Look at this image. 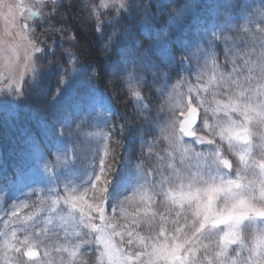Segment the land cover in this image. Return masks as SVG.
Returning a JSON list of instances; mask_svg holds the SVG:
<instances>
[{
	"label": "snow or ice",
	"instance_id": "obj_1",
	"mask_svg": "<svg viewBox=\"0 0 264 264\" xmlns=\"http://www.w3.org/2000/svg\"><path fill=\"white\" fill-rule=\"evenodd\" d=\"M250 2L251 0H243L239 13L228 15L219 22L215 18L204 21L197 29L195 39H180L170 28L163 29L165 37L161 38L159 36L161 29L157 23L153 22L154 14L137 13L140 16L137 22L140 34L146 40H153L149 48L137 53L134 49L142 48V43L134 40L131 27L125 29L122 40L117 27L124 21L133 19L125 0H97L88 11L90 27L84 30L83 25L78 23L73 28L71 18H65L61 22L63 27L58 29V41L48 48L42 45L36 48V58L44 55L55 56L57 46L64 49L60 61L56 64L49 62L47 71L41 72L56 78V88L46 98L50 108L60 111L61 97L69 85L74 83L81 90L78 95L71 98L72 102L68 111L73 119L69 121L64 118L56 122L57 147L53 150L57 152L59 161L61 156L65 158L61 162L63 165L61 171L57 173L53 168L49 173L47 166L51 163L49 156L52 150L44 153L37 148L29 159V167L21 168L16 173V179L19 181L32 172H39L49 177V182L43 185L37 179L24 201L33 199L39 190L51 197L53 210L62 201L69 205L71 209L69 215H72L77 223L82 224L84 229H91V233L88 231L75 233L78 243L70 253L72 259L68 264H77L78 255L81 257L79 264H82L84 257H90L96 251L94 246L100 245V241L97 240L96 234L98 226L93 223L92 213L86 206L89 192L76 187L79 177L73 174L80 160V154L75 148L72 155L68 154L64 128L65 126H84L94 118V115H100L96 112V106L101 98L105 97V93L99 87L93 86L90 79H85V74L89 72L92 77L99 75L95 64L91 62V53L88 52L89 62L82 63L79 56L72 52V48H78L82 40L91 42L87 33H91L96 38L102 50L111 52L112 48L116 47L118 59L115 63L111 57H101L109 83L113 79L118 80L125 97H129L130 92L129 98L143 99L147 81L144 75L137 74V65L154 80L163 79V88L167 91L173 83V77L181 78L185 72L191 75L193 72L191 64L194 59L204 60L206 67L208 60L205 58L208 57L211 59L212 68L218 70L214 49L227 45L232 40L229 33L233 31V28L229 25H235V32H243L244 37L255 35L257 30L261 37H264V0H258L261 5L260 14L255 19H252L247 11ZM223 6L234 7L231 0H223ZM161 15H163L162 9ZM169 25L177 27L171 19ZM65 36L70 47L64 46ZM260 47L264 49V41L261 42ZM85 51L87 50L81 49V53ZM177 51L180 52L178 60ZM155 52L163 53L160 63L152 59ZM230 53L232 50L226 49L225 56L228 57ZM232 54L235 56V53ZM243 55L248 56L249 53ZM230 63V71L218 70L219 80L213 76L208 81L209 85H217V90L213 92L215 104L212 109L213 115L223 113V117L217 119L215 124L209 123L207 109L203 117L199 116L200 108L193 103L191 97L193 91L197 93L201 89L204 92L208 91V87L203 83L199 88L193 86L188 89L189 98L186 102L181 97L180 101L170 107L165 128L171 134L170 139L173 141L170 145L171 151L168 153L172 161L168 164L170 171L157 165L151 169L153 175L149 180L147 170L141 175L138 169L128 167L130 158L124 154H120V163H115L114 147L109 149L108 145H105L102 154L97 149L93 157L95 163L92 165V175L87 183L94 185L95 190L104 197L102 207L105 212L106 209L113 210L115 205L125 217L129 215L123 207L125 203L135 199V196L129 197L134 187L130 189L125 182L129 172L135 184L144 180L151 189L150 192H144L140 196L141 203L147 207L134 211L131 214L133 217L131 224L125 229L127 236L130 237L127 244L136 246L135 254L133 251L125 252L122 247L125 231L111 233V236L120 237L121 245L118 246L114 240L113 244L121 254V264H136L137 261L139 264H264V250L248 240V235L251 233L264 239V227L257 224L258 220H264V132L260 133L261 143L256 150L254 146L256 132L253 130L254 128L257 131L264 129V86L260 88L249 86L245 89L244 83L247 82L248 77H245L242 83L239 75L247 68L248 60L244 59L243 63L238 65L237 60L233 58ZM41 73L33 70L31 77V87L37 94H42ZM202 75V72H197L198 81L202 79ZM184 79L187 80V77ZM24 83L25 81L14 82L9 88L3 89L0 95L12 93L11 96H19V99L14 100L23 99ZM130 83L135 84L131 90L125 87ZM234 89L238 91H233ZM217 94L222 95L223 98L217 99ZM107 101L110 103L111 98ZM200 104L203 105L204 101H200ZM103 106L101 104V107ZM105 111L114 118L109 108H105ZM144 111H151L149 104L144 105ZM254 120L256 124H253ZM186 137L191 138V143L185 141ZM107 138L113 141L114 145L123 143V153L128 154L131 152L132 143L138 142L141 159L154 155L152 149L157 140L154 129L151 131L141 129L125 120L110 127ZM145 148L148 149L147 155H145ZM177 151L181 154L180 164L186 163L185 158L197 162L195 170L190 166L183 169L175 166L174 154ZM155 155L161 160L164 159L158 153ZM234 160L237 161L235 165ZM257 168L259 169L258 178ZM230 173L235 175V179L231 178ZM257 185L258 197L255 194ZM141 188L143 189L144 185H141ZM9 194L10 189L0 191V199L4 200ZM158 201L163 202L164 211L162 213L152 211L149 215V208L155 206ZM27 207L29 204L26 202L18 206L19 209ZM99 210L97 207V211ZM77 211L78 216L75 215ZM140 213H144L146 219L144 216L137 219ZM11 215L17 216V210H13ZM27 219L31 220L33 217L28 216ZM104 219L107 227H117L115 216L111 218L105 216ZM153 220L156 221L154 234L143 236L135 232L132 227L135 225L138 228L143 222L151 228ZM12 235L14 240L19 241V247L13 245L11 248L13 252L19 253L22 258L39 256L37 249L42 243L37 239L39 237L25 234L20 239L16 232ZM44 255H48L47 251ZM99 255L100 264H103L101 251ZM24 262L26 264L25 260Z\"/></svg>",
	"mask_w": 264,
	"mask_h": 264
},
{
	"label": "rangeland",
	"instance_id": "obj_2",
	"mask_svg": "<svg viewBox=\"0 0 264 264\" xmlns=\"http://www.w3.org/2000/svg\"><path fill=\"white\" fill-rule=\"evenodd\" d=\"M187 1L188 0H183L184 4L181 6L182 8L180 10L173 9L171 8L172 4H168V7L163 8V15H161V8L159 9L157 7L161 3L160 0H125V3L129 7L131 15L133 7H137L138 9L139 7H144V10L142 9L139 13L148 12L154 14V23L158 24L159 21L161 24L164 23L165 26L162 24L159 27L161 29L159 32L161 38L165 37L163 31L164 28H170V30L180 38L182 29L188 27L195 30L194 34L196 36L197 29L204 21L215 18L217 22H219L228 15L239 13L243 3V0H231V4L234 5V7L225 8L223 6V0H199V3L198 0H196L194 4ZM96 2L97 0H0V92H2L3 89L9 88L14 82L22 83L25 81L23 99L18 101L14 100L19 99V96H11L12 93H8V95H0V133L8 132L7 128L14 126L22 117H27V121L31 119L35 122L34 124H30L32 131L23 141L20 142V145L15 144L11 147L12 156L14 158L12 164L15 166L14 170L10 168L11 165L5 166L2 164V166H0V168H3L0 170V175H2L7 168L9 171L7 176L10 178L7 184L0 186V191L10 189V194L4 200L0 199V264H25L24 260L26 261V264H41V260H43L44 264H52L56 252L66 253L67 257L72 259L70 253L75 244L78 243V238L75 233L82 231H88L91 233V229H84L82 224L77 223L76 219L72 215H69V212L71 211L69 205H66L61 201V203L56 206L55 210H53L51 207V197L44 195V193L39 190L33 199L24 201L26 195L31 192L33 183L37 179H39L41 185H43L49 182V177L43 176V174L39 172H32L17 181L16 173L21 168L18 155L23 154V168H27L29 167V159L37 148L44 153H48L52 150L49 156L51 163L47 166L49 173L52 172L53 168L54 171L58 173L63 167L61 162L65 158L61 156L59 161L57 159V152L53 150L57 147V137L55 135L56 122L64 118H67L69 121L73 119V116L68 109L71 106V98L78 95L81 89L78 86H75L74 83L65 88L64 95L61 97L59 112L49 107L47 99H43L37 103V99L41 100L43 97H39V94H37L35 89L31 87L33 70L37 73L47 71L50 60H53L55 64L58 63L60 61L59 53L60 56H62L64 51H62L61 48L58 50L59 46H57L55 56L44 55L41 58H36L35 51L36 48L41 45L48 48L51 47L55 41H58L59 32L58 29L55 28V18H53L56 17L57 10L60 11L61 8H66L68 10V8L73 7L79 11V13H88L90 6ZM43 3H47V8L49 9L50 17L48 19H43L40 15L41 12L39 11V5ZM148 4H154V8H152L153 10L151 12L147 9ZM260 7L261 5H259L258 0H251L248 4L247 11L252 19H255V17L260 14ZM214 11L215 16L213 17ZM184 14L186 20L184 19ZM139 19L140 16L135 20H126L122 25L117 26L121 34V40L125 29L131 27L133 36L144 41V37L140 34V30L137 26ZM170 19L174 22V25L178 27V31L177 27L169 25ZM88 22L90 27L91 21L89 19ZM229 27L233 28V31L229 33V35L232 36V40L229 41L227 45H222L214 49L218 70L222 72L230 71V62L233 58L237 60L238 65L242 64L244 59H247V68L239 75V79L242 83H244L245 77H248L247 82L244 83L245 89L249 86L253 88L264 86V49L260 47L261 42L264 41V37H261L258 30L255 35L244 37L243 32H235V25H229ZM249 27L251 28V25H249ZM155 35L156 33L154 32L153 36L155 37ZM242 37L244 38L242 39ZM152 43L153 40H147L146 49L149 48ZM94 44L97 45V49L104 57H111L114 63L117 61V48V58H115L113 48L111 52H107L101 49L97 41L92 43V45ZM202 47H206V45H202ZM226 49H231L232 53H235V56L230 53L229 56L226 57ZM244 53H249V55L244 56ZM162 55L163 53L155 52L153 53L152 59L156 63H160ZM176 56L178 60L180 56L179 51L176 52ZM205 59L208 60L206 67L204 60L197 61L194 59L191 64L193 69L191 75L187 72L183 74L182 78L184 79V77H187V80L184 79L185 81H181L179 78L173 77V83L169 86L167 91L163 88V79L157 78L154 80L151 75L144 73L141 67L137 65V74L144 75L147 81L144 86V98L139 100L136 98H129L130 92L129 97H125L118 80L113 79L112 82L109 83V77L105 75V65H95L96 71H100L98 77H92L90 72L85 74V79H90L93 86H101V84H99L100 78L105 81L104 84L107 88V91H103L105 97L101 98L100 103L96 106V112L100 113V115H94V118L84 126H65L64 132L68 154L72 155L74 148L80 154V160L76 165V171L73 173L75 176L79 177L76 181V187H81L82 191L89 192V199L86 202V206L92 213V217L94 218L93 223H96L98 226L96 228V234L97 240L100 241V245L94 246V248H96V264H100V251L103 254V264H121V254L113 244L114 240L116 244L120 246V237L111 236V233L115 231H125L126 226L131 224L133 218L131 214L137 209L147 207L144 203H141L140 196L144 192L151 191L150 187L144 180H140L135 184V181L131 180V174L129 172L126 176L125 182L128 183L130 189L134 187L133 192L129 193V197L135 196V199L123 205L129 214L125 217L115 205H113V210L106 209L105 212L102 207L100 193L95 190L94 185H89L87 183L89 177L92 175V165L95 163L93 157L95 156L97 149H99L102 154L105 145H108L109 147L110 141L107 138L108 130L112 127L114 121L120 118V112L113 104V97L117 99V96L121 95L118 98L120 99L119 103L124 106L122 109L126 113L122 120L141 129L149 131L152 129L155 130L157 140L152 149L154 155L147 159L140 158L138 142L132 143L130 154L123 153V143L111 146V148H115V155H117L116 160L120 157V154H124L126 157L130 158L128 167L138 169L141 175L147 170L150 180L153 175L151 172L153 166L150 164V160H158L161 162L160 166H162L163 169H168V164L172 163L169 159L168 153L171 151L170 145L173 141L170 139L171 134L165 130L166 120L168 118L170 107L173 104L180 101L181 97H183L185 102L188 100V89L190 87L195 86L199 88L201 83L208 87L207 92H204L203 89H201L199 93L196 91L191 93L193 103L200 108L202 117L205 115V109H207V116L209 123L211 124H215L217 119L223 117V113L213 115L212 109L215 107V104L213 103V92L217 90V85L208 84L209 78L213 76L219 80L218 70L212 68L210 58L206 57ZM99 60L100 58L97 56V61ZM197 72L203 73L202 79L199 81L197 80ZM49 77L51 76L41 73L42 89L46 90ZM5 81H7V83H5ZM49 85L51 87L56 86V78L51 77ZM125 87L131 90L135 87V84L130 83ZM233 91H238V89H234ZM108 98H111L110 103L107 101ZM216 98L222 99L223 96L217 94ZM152 101H154L158 108L153 107L155 104H153ZM200 101H204V104L201 105ZM101 104L104 106L101 107ZM145 104L150 105V112L144 111ZM105 108L111 110V114H114V118L113 115H110L105 111ZM105 117L107 119H105ZM45 122H47V124H45ZM253 124H256L255 120L253 121ZM253 130L256 132L254 146L256 150H258L261 143L260 133L264 132V129L257 131L254 128ZM149 140H151V137H149ZM186 142L191 143V141ZM61 150L63 152L62 145ZM147 151L148 149L145 148V155H147ZM156 153H158L160 157L167 156V158L161 160L155 155ZM174 155L176 157L175 166L177 168L183 169L190 166L195 170L197 164L195 160L185 158L186 163L182 165L180 164V152L177 151ZM2 156L3 150L0 146V163L2 162ZM233 162L235 165L237 161L234 160ZM168 171H170V169H168ZM256 172L258 178V168ZM230 175L231 178L235 179L234 174L230 173ZM52 182L54 183L55 181L53 180ZM141 185H144L143 189L141 188ZM61 187H63V185H61ZM255 194L257 197L259 196L258 185ZM25 202L29 204V207L19 209L18 206ZM97 207H99V211H97ZM13 210H17V216L11 215ZM152 211L162 213L164 211L163 202L158 201L155 206L149 208L148 214L150 215ZM75 215L78 216V211ZM28 216H32L33 219H27ZM105 216L108 218L115 216L117 218V227H107V222L104 219ZM141 216H144L146 219L144 213H140L136 218L140 219ZM61 217H63V219H61ZM49 220L51 221L50 223L48 222ZM257 224L264 227V221L258 220ZM132 227L135 229V232L147 236L150 233H155L156 221H152L151 228L143 222L138 228L135 225ZM13 232H16L17 237L20 239H22L25 234L39 237L37 239L42 241V243L39 244L37 249L39 256H37L36 259L30 261L26 256L22 258L19 253H15L11 250L13 245L19 247V241L13 239ZM128 239H130V237L127 236L125 231L122 247L125 252L133 251V254H135V251H137L136 246L135 244L128 245ZM248 240L261 250H264V239H261L257 234H249ZM205 243H208V241H205ZM23 251L26 252L27 250L23 249ZM45 251L48 253L47 256L44 255ZM77 251L79 252V250ZM136 264H139V262L137 261Z\"/></svg>",
	"mask_w": 264,
	"mask_h": 264
},
{
	"label": "trees",
	"instance_id": "obj_3",
	"mask_svg": "<svg viewBox=\"0 0 264 264\" xmlns=\"http://www.w3.org/2000/svg\"><path fill=\"white\" fill-rule=\"evenodd\" d=\"M163 2L165 3L164 7H168V4L171 3L172 6L174 5V6H177V8H180L181 7L180 3L182 2V0H163ZM60 11L57 10L56 17H55V28L56 29H60L63 27L61 22L65 18H71V26L73 28H75L78 23L83 25L84 30H86L89 27V22H88V17H87L88 13H85V12L79 13V11H77L73 7L68 8V10L66 8H61ZM43 15H44V19H46V18L48 19L50 17L49 9L47 8V4L43 10ZM162 24L160 21L158 22V26H161ZM182 32H183V30H182ZM87 35L91 38L90 39L91 42H89L88 40H85V41L82 40L80 43V46L78 48H72V52H74L75 54L76 53L78 54V56L81 58V59L80 58L79 59L82 63H88L89 62L88 52H90L92 63H94L95 65H104V61L101 59V57H104V56L97 49V45H95L96 43L94 44L95 46L92 45V43H94V41H96V38L94 36H92L91 33H87ZM134 40H139V39L134 38ZM83 42H84V44H83ZM146 42H147V40L144 39V41H142V48L134 49V51L139 52L143 49H146V46H147ZM64 46L70 47L69 41L67 40L66 36L64 38ZM60 48L61 47H59L58 50H60ZM92 48H94V49H92ZM61 49H62V51H64L63 48H61ZM81 49H86L87 51L80 54ZM113 53H114V50H113ZM97 56L100 58L99 61H97ZM60 58H61V56L59 53V59ZM50 62L52 64H55L53 60H50ZM97 72L100 74V71H97ZM51 77H54V76H51ZM51 77H49V79L47 80L48 86H47L46 90L41 88L42 94H39V97H43V98L41 100L37 99V103H39L43 99H46L47 95H50L52 93V91L56 88V86L51 87L49 85V80ZM104 82L105 81L102 78H100L99 84H101V86L99 88L101 90L107 91V88H106ZM120 96L121 95H118L117 97L119 98ZM118 98L117 99L115 98L116 104L119 105L120 107H124L123 105H121L119 103L120 99H118ZM31 123L34 124L35 122L30 120V119H29V121H27L26 118H21L20 121L16 122L14 126H12L11 128H7L8 132L0 133V146H1L3 153H4V164H6L7 166L11 165L10 168L13 170H14L15 166L12 165L14 158L12 156L11 147L14 146L15 144L20 145V142L25 139V137H26L25 135L29 134L32 131L31 127H30ZM39 137H40V135H39ZM18 159H19L21 168H23L22 154L18 155ZM115 163H117V160H115ZM154 163L156 164L155 161H154Z\"/></svg>",
	"mask_w": 264,
	"mask_h": 264
},
{
	"label": "water",
	"instance_id": "obj_4",
	"mask_svg": "<svg viewBox=\"0 0 264 264\" xmlns=\"http://www.w3.org/2000/svg\"><path fill=\"white\" fill-rule=\"evenodd\" d=\"M187 138V137H186Z\"/></svg>",
	"mask_w": 264,
	"mask_h": 264
}]
</instances>
